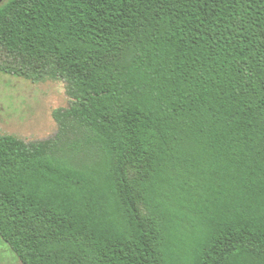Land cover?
<instances>
[{
	"label": "trees",
	"instance_id": "16d2710c",
	"mask_svg": "<svg viewBox=\"0 0 264 264\" xmlns=\"http://www.w3.org/2000/svg\"><path fill=\"white\" fill-rule=\"evenodd\" d=\"M0 72L70 98L0 134L23 264H264V0H9Z\"/></svg>",
	"mask_w": 264,
	"mask_h": 264
},
{
	"label": "rangeland",
	"instance_id": "374dc122",
	"mask_svg": "<svg viewBox=\"0 0 264 264\" xmlns=\"http://www.w3.org/2000/svg\"><path fill=\"white\" fill-rule=\"evenodd\" d=\"M8 1L2 0L0 5ZM69 103L63 81L32 82L0 72V134L26 141L52 137L58 130L53 111ZM0 264H23L1 235Z\"/></svg>",
	"mask_w": 264,
	"mask_h": 264
},
{
	"label": "water",
	"instance_id": "95a60500",
	"mask_svg": "<svg viewBox=\"0 0 264 264\" xmlns=\"http://www.w3.org/2000/svg\"><path fill=\"white\" fill-rule=\"evenodd\" d=\"M2 2V0H0V3Z\"/></svg>",
	"mask_w": 264,
	"mask_h": 264
}]
</instances>
